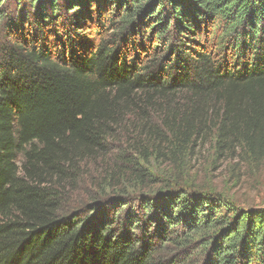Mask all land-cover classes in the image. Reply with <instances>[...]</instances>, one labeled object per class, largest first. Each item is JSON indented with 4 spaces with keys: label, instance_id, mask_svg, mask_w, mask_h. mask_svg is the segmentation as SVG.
Instances as JSON below:
<instances>
[{
    "label": "trees",
    "instance_id": "16d2710c",
    "mask_svg": "<svg viewBox=\"0 0 264 264\" xmlns=\"http://www.w3.org/2000/svg\"><path fill=\"white\" fill-rule=\"evenodd\" d=\"M17 1L0 0V264H264V208L115 188L206 142L264 161V0Z\"/></svg>",
    "mask_w": 264,
    "mask_h": 264
},
{
    "label": "rangeland",
    "instance_id": "374dc122",
    "mask_svg": "<svg viewBox=\"0 0 264 264\" xmlns=\"http://www.w3.org/2000/svg\"><path fill=\"white\" fill-rule=\"evenodd\" d=\"M2 2H9L11 11L17 7L23 10L21 4L18 6L17 0H2ZM89 25L97 29V24ZM31 30L33 28L30 29V24L26 25L24 35L28 36ZM113 154L116 156L117 153ZM140 158H137L139 164L136 167L147 172V178L144 182L138 180L136 173L131 170L133 167L130 169L127 165L124 166L115 187L124 189L120 193H127L133 197L138 194H162L178 189L190 192H212L222 194L227 201L243 209L264 208V161L254 164L241 148L221 153L216 149L213 141V143L198 144L195 150L181 156L178 161L170 158L157 159L155 156L148 161ZM101 174H105L103 170ZM100 176L97 175L99 180L102 178ZM90 184L91 181L87 183L84 181L82 187L93 191Z\"/></svg>",
    "mask_w": 264,
    "mask_h": 264
}]
</instances>
